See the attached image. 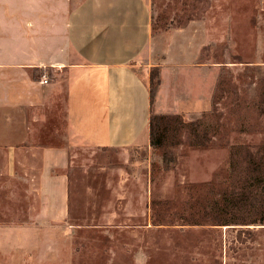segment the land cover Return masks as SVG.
<instances>
[{"label": "rangeland", "instance_id": "rangeland-1", "mask_svg": "<svg viewBox=\"0 0 264 264\" xmlns=\"http://www.w3.org/2000/svg\"><path fill=\"white\" fill-rule=\"evenodd\" d=\"M153 14L155 109L198 119L204 145H176L170 170L163 148L73 147L66 222L34 223L24 182L0 177V264H264V224H208L239 211L232 147L264 151V0H154ZM153 199L169 201L162 225Z\"/></svg>", "mask_w": 264, "mask_h": 264}, {"label": "crops", "instance_id": "crops-1", "mask_svg": "<svg viewBox=\"0 0 264 264\" xmlns=\"http://www.w3.org/2000/svg\"><path fill=\"white\" fill-rule=\"evenodd\" d=\"M153 13V0H1L0 177L24 182L34 223L66 222L73 147L150 148Z\"/></svg>", "mask_w": 264, "mask_h": 264}, {"label": "trees", "instance_id": "trees-1", "mask_svg": "<svg viewBox=\"0 0 264 264\" xmlns=\"http://www.w3.org/2000/svg\"><path fill=\"white\" fill-rule=\"evenodd\" d=\"M154 28L153 21V34ZM160 84V66L155 64L150 72V146L153 149L163 148L161 164L164 169L170 170L177 163V154L174 150L176 145L182 143V141H188L193 145H204L206 137L202 134L204 132L200 129L198 119L186 122L179 113H158L156 111L154 103ZM231 157L233 173L236 172L238 178L234 182L230 205H233L239 211L234 210L230 220L223 219L219 213H213L208 224L215 226L264 224V151L262 152L261 148L253 151L245 145H234ZM168 204L169 201L153 199L152 209L155 218L152 222L154 225L163 224L159 210L168 207ZM241 211L245 216H242V213L238 214ZM247 231L243 227L240 228L238 239L243 241L245 239L243 234H247Z\"/></svg>", "mask_w": 264, "mask_h": 264}, {"label": "built area", "instance_id": "built-area-1", "mask_svg": "<svg viewBox=\"0 0 264 264\" xmlns=\"http://www.w3.org/2000/svg\"><path fill=\"white\" fill-rule=\"evenodd\" d=\"M42 82L43 83H48V74L47 73L43 74Z\"/></svg>", "mask_w": 264, "mask_h": 264}]
</instances>
